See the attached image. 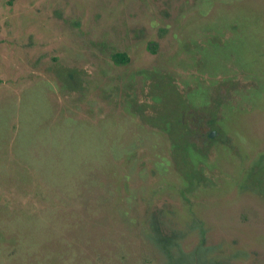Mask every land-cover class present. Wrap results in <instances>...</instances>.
<instances>
[{
    "label": "rangeland",
    "instance_id": "374dc122",
    "mask_svg": "<svg viewBox=\"0 0 264 264\" xmlns=\"http://www.w3.org/2000/svg\"><path fill=\"white\" fill-rule=\"evenodd\" d=\"M0 264H264V0H0Z\"/></svg>",
    "mask_w": 264,
    "mask_h": 264
},
{
    "label": "flooded vegetation",
    "instance_id": "af4514ba",
    "mask_svg": "<svg viewBox=\"0 0 264 264\" xmlns=\"http://www.w3.org/2000/svg\"><path fill=\"white\" fill-rule=\"evenodd\" d=\"M202 125L203 124H200V125L196 124L194 126V128H195V137L194 138L198 141H201V142H203L204 139L209 138L210 134L213 133V131L210 130L204 134L205 129L201 127Z\"/></svg>",
    "mask_w": 264,
    "mask_h": 264
},
{
    "label": "trees",
    "instance_id": "16d2710c",
    "mask_svg": "<svg viewBox=\"0 0 264 264\" xmlns=\"http://www.w3.org/2000/svg\"><path fill=\"white\" fill-rule=\"evenodd\" d=\"M118 58L122 59V57H121V56H119V55H118ZM174 141H175V140H174Z\"/></svg>",
    "mask_w": 264,
    "mask_h": 264
}]
</instances>
